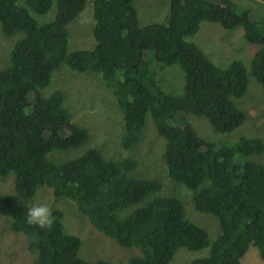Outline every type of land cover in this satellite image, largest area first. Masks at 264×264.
Masks as SVG:
<instances>
[{
	"label": "trees",
	"instance_id": "1",
	"mask_svg": "<svg viewBox=\"0 0 264 264\" xmlns=\"http://www.w3.org/2000/svg\"><path fill=\"white\" fill-rule=\"evenodd\" d=\"M88 1L0 0V33L22 34L10 63L0 68V179L6 183L5 178L15 175L20 200L0 195V216L11 221L12 231L36 253L30 264H116L80 258L82 241L67 233L61 209L50 210L51 223L45 227L27 223L28 209L45 188L56 200L74 203L81 216L120 246L139 249L140 255L126 264H170L180 249H209L207 256L189 264H242L252 249L264 264V136L212 141L187 119L206 118L221 134L244 124L247 113L235 99L248 91L245 63L234 60L219 67L188 39L203 22L225 30L243 28L244 39L259 46L250 74L264 88V30L259 22L233 0H171L166 23L142 26L136 0H92L96 45L69 53L67 26ZM54 6L55 18L42 22L40 17ZM64 64L96 74L99 85L113 91L123 112L121 145L126 150L140 142L148 116L153 118L166 141L162 157L170 180L185 185L195 209L220 224L213 243L205 228L187 218L177 191L164 195L160 180L135 174V159H109L98 148L68 160L64 153L50 159L54 152L78 149L89 140L88 130L73 121L65 106L64 93L43 92ZM156 65L182 68L183 95L159 85ZM67 73L63 69L58 74ZM177 120L181 125L172 124ZM161 191L164 196H155Z\"/></svg>",
	"mask_w": 264,
	"mask_h": 264
},
{
	"label": "rangeland",
	"instance_id": "2",
	"mask_svg": "<svg viewBox=\"0 0 264 264\" xmlns=\"http://www.w3.org/2000/svg\"><path fill=\"white\" fill-rule=\"evenodd\" d=\"M233 1L239 10H249L252 18L258 21L264 30V0ZM170 2L171 0H136L135 6L141 25L166 23L170 13ZM57 12L58 8L54 6L52 11L42 15L40 20L42 22L51 21ZM91 18L95 22L93 3L88 1L80 16L67 26L70 33L69 53L77 50H92L95 47ZM81 19L82 22L78 24ZM88 22L90 24L87 25ZM21 36L22 34H17L12 37H5L0 33V68H4L10 63L11 52ZM188 41L197 44L219 67L226 68L234 60H242L250 77L246 95L235 99V104L247 113V119L240 128L232 133H216L206 118L194 115L187 117L189 123L196 128L201 137L212 141L227 142L226 138L241 135L235 141L237 142L241 137L253 138L257 137L254 134L259 133L264 136V88L250 74L251 61L259 46L244 39L243 28L225 30L221 25L210 22H203L199 33L189 38ZM63 69L67 70L68 73L59 75L58 73ZM156 72L159 85L166 92L176 96L183 95L185 74L179 65H156ZM67 75H71V77ZM93 75L96 74L74 71L64 64L54 73L51 85L43 91L45 96H49L58 90L62 91L65 95V106L69 109L73 121L89 132V140L83 146L74 150L54 152L50 155V159L58 160V154L56 155L57 158L53 156L56 153H64L70 156L64 160L76 158L90 148H98L107 158L116 161L127 158L135 159L138 162L135 174L148 179L160 180L164 186V195H174L177 191L180 196L177 198L182 200L185 205L187 218L205 228L209 233L210 241L213 243L221 232L220 224L213 215L204 214L195 209L193 201L189 200L192 192L185 185L170 180L162 157L166 141L158 135L153 118L148 116L140 143L130 150L123 148L121 145L124 135L123 112L119 109L113 91L105 85H99L98 79ZM172 124L181 125L179 120L172 122ZM261 159L264 163V155ZM4 181L6 183L0 179V195L20 200L14 189L15 175H9ZM163 194L161 191L155 196H164ZM36 202L46 204L49 210L58 208L64 211V226L67 233L79 237L82 241L80 258L89 262L103 260L116 264H126L130 258L140 255L139 249L122 247L113 239L99 232L86 216L83 217L78 213L74 203L56 200L51 189L41 190ZM217 229L218 231H216ZM20 235L12 232L10 220L0 216V264H22L23 262L30 264L36 259V253L33 252L34 255L27 250ZM22 236L25 239V235L22 234ZM248 252L244 256V260L242 259V264H263L255 249ZM208 254L209 249L202 251L180 249L170 264H189L194 259L205 257Z\"/></svg>",
	"mask_w": 264,
	"mask_h": 264
},
{
	"label": "clouds",
	"instance_id": "3",
	"mask_svg": "<svg viewBox=\"0 0 264 264\" xmlns=\"http://www.w3.org/2000/svg\"><path fill=\"white\" fill-rule=\"evenodd\" d=\"M92 1V0H89ZM86 8V7H85ZM85 10V9H84ZM83 10V11H84ZM82 11V12H83ZM81 12V13H82ZM80 16V15H79ZM78 16V17H79ZM77 19V18H76ZM75 21V20H74ZM91 21L93 22V29H92V33L94 34V27L96 25V21L94 22L93 19L91 18ZM82 22V19L79 21L78 24H80ZM72 23V22H71ZM95 23V24H94ZM90 24V22L87 23V25ZM94 38H95V34H94ZM95 45H96V39H95ZM94 49V48H93ZM92 49V50H93ZM142 139V137H141ZM141 141V140H140ZM140 143V142H139ZM164 150H165V146H164ZM163 150V153H164ZM199 212V211H198ZM5 218V217H2ZM8 219V218H6ZM9 220V219H8ZM26 221L28 224H33V225H37L39 227H45L48 224L51 223V212L48 208V206L46 204L43 203H37L34 204L32 207H30L27 211V216H26ZM215 222V221H214ZM10 225H11V221H10ZM12 230V229H11ZM13 232V231H12ZM14 233V232H13ZM16 234V233H15ZM20 235V234H19ZM25 242V241H24ZM26 243V242H25ZM31 253V252H30ZM24 264V262L22 263Z\"/></svg>",
	"mask_w": 264,
	"mask_h": 264
}]
</instances>
